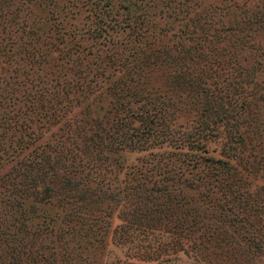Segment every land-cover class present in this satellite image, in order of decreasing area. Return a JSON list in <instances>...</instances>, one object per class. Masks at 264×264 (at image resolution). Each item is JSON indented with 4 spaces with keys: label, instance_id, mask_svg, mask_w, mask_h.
<instances>
[{
    "label": "rangeland",
    "instance_id": "obj_1",
    "mask_svg": "<svg viewBox=\"0 0 264 264\" xmlns=\"http://www.w3.org/2000/svg\"><path fill=\"white\" fill-rule=\"evenodd\" d=\"M248 73L255 84L241 96V101L254 96L244 123L245 186L252 198L264 200V0H0V121L2 114L17 111L14 119L20 114L18 122L32 136L17 158L43 150L61 173L70 151L96 145L94 167L82 166L76 174L93 198L114 196L150 152L178 151L166 144L133 150L108 143L135 117L130 114L144 95H164L174 111L171 123L183 131L200 120L201 87L214 88L217 76L240 74L248 81ZM218 132L207 143L214 157L225 142L223 128ZM13 163L0 164V182ZM109 185L112 190L104 193ZM38 192L29 198L35 210L27 213L32 218L12 264L244 261L234 250L173 244L170 225L147 228L121 201L106 199L102 213L77 207L69 230L56 231L63 216L56 196L42 185ZM260 250L251 264H264V247Z\"/></svg>",
    "mask_w": 264,
    "mask_h": 264
},
{
    "label": "trees",
    "instance_id": "obj_2",
    "mask_svg": "<svg viewBox=\"0 0 264 264\" xmlns=\"http://www.w3.org/2000/svg\"><path fill=\"white\" fill-rule=\"evenodd\" d=\"M248 74V81L240 74L229 78L217 76L214 88L201 87L196 97L200 120L183 131H176L171 123L174 111L170 110L165 96L152 97L147 93L142 97L144 103L130 114L135 115L132 121L124 122L125 128L116 138L108 140L112 145L133 150L163 144L178 150L150 152L141 167L127 174L114 196L106 197L108 201L127 203L129 215L143 220L147 228L170 225L168 232L173 233V244L188 249L212 246L221 251H237L244 261L235 260L234 264H251L264 247V200L257 196L252 198L245 186L248 175L244 165L248 163V156L245 155L244 123L254 96L244 97L242 101L241 96L246 86L253 88L255 84ZM2 115L0 164L9 159L15 163L0 182V264H12L13 259L19 260L28 220L32 218L27 213L35 210L29 198L37 197L40 185L52 190L63 214L56 231L69 230L80 212L77 207L84 213L93 207L95 212H104L101 203L106 199L103 195L93 198L96 194L76 181V174L90 165L94 167L99 159V151L93 148L96 145L90 143L85 148L76 147L75 152L70 151L64 158L68 166L58 173L54 171L55 160L51 161L43 150L31 157L17 158L20 156L17 153L29 146L32 136L27 134L22 121L18 122L20 114L16 119L8 112ZM17 127L24 134L15 135ZM220 127L225 131V142L220 157H214L209 154L207 143L218 135ZM102 189L105 193L112 187ZM190 192L195 194L190 195ZM29 207L32 209L28 210Z\"/></svg>",
    "mask_w": 264,
    "mask_h": 264
}]
</instances>
